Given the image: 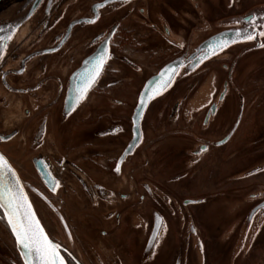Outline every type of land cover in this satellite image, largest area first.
I'll list each match as a JSON object with an SVG mask.
<instances>
[{
	"label": "flooded vegetation",
	"instance_id": "af4514ba",
	"mask_svg": "<svg viewBox=\"0 0 264 264\" xmlns=\"http://www.w3.org/2000/svg\"><path fill=\"white\" fill-rule=\"evenodd\" d=\"M35 2L0 0V151L30 184L31 201L65 263L208 264L191 208L214 202L235 178L264 170L259 160L237 174H216L244 148L264 152L263 137L243 143L237 133L260 105L250 100L264 96L236 91L228 79L242 69L248 74L241 64L263 54L264 44H231L183 79L180 68L149 102L140 142L131 147L146 82L186 54V35L201 20L209 29L194 35L196 46L230 29L214 23L236 14L232 0H40L32 9ZM104 49L100 73L81 96L82 88H72L86 83ZM241 50L247 53L239 59ZM227 98L236 100V110L226 108L230 117L220 120ZM14 245L0 209V264H21Z\"/></svg>",
	"mask_w": 264,
	"mask_h": 264
},
{
	"label": "rangeland",
	"instance_id": "374dc122",
	"mask_svg": "<svg viewBox=\"0 0 264 264\" xmlns=\"http://www.w3.org/2000/svg\"><path fill=\"white\" fill-rule=\"evenodd\" d=\"M261 4H264V0H232L231 8L233 9V13L235 12L236 14L231 16L243 14L250 8ZM248 7L250 8L244 11ZM198 14L200 19L202 18L204 20L203 15L201 13ZM189 19L192 20L193 18L190 17L186 20ZM222 20L215 22L214 27L224 28L230 26L228 23H225V25ZM206 24L207 23L205 21L201 20V23L198 24V26L201 27H193L191 33L186 35L187 54L194 49V46H196L194 45V35L196 34L197 36H204L207 34L206 31L209 29V26ZM246 51L249 52L250 50ZM246 51L242 54L241 50L238 54V58H243V55L247 53ZM241 65V68L248 69L249 72L246 74L242 69V73H240V75H236L232 78L231 85L233 86V89L237 91L238 88H241L245 94H249L250 97L251 93H253L252 96L259 93L260 96H264V53H257L256 55L251 53L248 57V60L244 62V65L243 63ZM185 76L180 75L179 79H183ZM128 94H130L129 97L132 95V93H130L128 90L127 93H124L126 98L128 97ZM248 100H250V98H248ZM250 101H258L260 105H256V109L253 113H250L249 110L248 115L250 118H252V120H248L246 123L242 122L237 133H240L239 137L243 138L244 140L241 142H249L251 144L253 141L258 142L259 137L264 138V103H262L264 100H262L261 97L257 99V96H255ZM227 105H229V107H227ZM232 105L235 109L236 100H234V98H227L226 102L224 103V108L221 110L219 115L220 120L222 117H224L223 119H226L227 116L230 117V113H226V108H231ZM231 114H233L235 117L234 114L236 113L231 111ZM123 124L124 122L122 125ZM123 126H125V124ZM158 132H161V130H158L156 134ZM152 133L148 131L147 135L150 136ZM109 141L111 140H106L107 143ZM249 148V151L247 148H244V153L241 155H235L233 161L229 164L223 163L224 160L220 156L219 159L223 160V162H221V166L219 167L216 174H237L253 167V165H255L259 160H264V152L259 151V149H255L256 147L253 146H250ZM110 150H114V148ZM239 152H242V150ZM247 174L248 177H244V179L241 177L235 178V183L231 185V188L221 190L214 202H206L203 205L191 208L193 209L192 211L197 214L196 216L202 224V239L208 264H213V262H215V264H229V262L230 264H264V223L261 225L260 230H258V232L255 234L251 244L246 250L243 246L247 242V234H245L242 238L241 245L244 250H242L240 247L237 248L240 241L241 226L245 219V215L251 206H249V204H253V202H249L250 199H248V195L254 192H264V170L261 172H257L255 170V173H246L245 176H247ZM25 183L30 185L28 182ZM190 191L195 192V190L192 189ZM202 191L204 192V190ZM204 195L205 194H202L201 196ZM186 196L188 198L192 197L191 194H186ZM35 209L37 211V206H35ZM228 229L231 231L229 234L226 233Z\"/></svg>",
	"mask_w": 264,
	"mask_h": 264
},
{
	"label": "water",
	"instance_id": "95a60500",
	"mask_svg": "<svg viewBox=\"0 0 264 264\" xmlns=\"http://www.w3.org/2000/svg\"><path fill=\"white\" fill-rule=\"evenodd\" d=\"M39 1L40 0H36L32 9H34V7L36 5H38ZM253 17L256 18V20L253 21L254 23H256L258 25L264 24V4L254 6L243 14L231 16L229 18L223 19L222 21L224 22V24L228 23V25H230V29L224 30L218 34L210 36L209 38H207L206 40L201 42L199 45L194 47V49L191 51L190 54L186 53L183 57L178 58L175 61L171 62L170 64L166 65L165 67H163L161 69V71L156 76L150 78L146 82L145 86L143 87L142 91L140 92V95L138 98V104L134 110V115H133L134 127H133V139L131 141V147L137 146L140 142V136H141L140 121H141L143 113H144L146 107L148 106L149 102L153 98H155L157 95L162 93L163 90L166 89V87L172 82V80H173L174 76L176 75V73L178 72V70L180 68L182 69L180 75H183V76L187 75L195 67H197L200 63H202L204 60H206L208 57L218 53L219 51H221L222 49L225 48V47H223L221 49L219 47H216L217 44H220V43L226 41L227 46H229L231 44L247 41V40H243L241 38V35H238V30L241 34H243L245 29L248 31H252V28H251L249 21H252ZM237 21H239V23H237ZM258 30L259 29H257V31ZM254 41L256 42V46L252 47L254 49H256L259 46H262L264 44V40L262 42L259 41V36H257L256 39H254ZM252 48H248V50H252ZM104 52H105V49L103 50L102 55H104ZM166 72L167 73H173V75H172L171 80H169L168 85L164 88H161L160 87L161 81L158 78L162 74H164L163 78L168 79ZM228 79L232 83L231 75L228 76ZM74 85L75 86L72 89L85 87L84 83H78V81H77V84H74ZM226 85H227V83L225 82V86ZM223 94H224V92L221 93V96L218 98V102L215 103L211 107V113H209L206 116L205 122H207L208 119L210 117H212V115L215 113L216 107L222 101ZM141 100H144L143 105H141ZM205 148H206L205 146L202 147L203 150ZM200 153L202 154L203 152H200ZM0 154H2L4 156V158L7 160V158L5 157V155L1 151H0ZM199 156L200 155H198V159L200 158ZM11 167H12V165H11ZM12 169L17 174L19 181H20V186L23 189L24 193L27 195L28 201L31 203L32 209L35 212L37 219L40 221L41 226L43 227L41 219H40L39 215L37 214L35 206L32 203L31 198L29 196V190H32L31 187L29 185H27L20 178L17 171L13 167H12ZM252 172L253 171H250L249 173H252ZM248 197H249L248 199H250L249 202L250 203L253 202V204H249V206L251 205L250 207L247 205L249 207V209L245 215V219H244L243 224H242L241 229H240V241H239V245L237 248L240 247V248H242V250H244V249L246 250L249 247V245L251 244L255 234L258 232V230H260L261 225H263V223H264V192L263 193L254 192V193H251L250 195H248ZM256 197L261 198V199L256 200ZM1 210L4 214V210L3 209H1ZM5 220L7 222L6 217H5ZM9 228H10V226H9ZM10 230H11V228H10ZM44 231H45V229H44ZM11 232H12V230H11ZM45 233H46V231H45ZM245 234H247V240H246L247 242L243 246L244 247V249H243L241 244H242V238L244 237ZM14 246H15L14 247L15 251L19 255L21 264H25V261H24L23 255H22L23 249L20 248L16 244V241H15Z\"/></svg>",
	"mask_w": 264,
	"mask_h": 264
},
{
	"label": "snow or ice",
	"instance_id": "6c2138e0",
	"mask_svg": "<svg viewBox=\"0 0 264 264\" xmlns=\"http://www.w3.org/2000/svg\"><path fill=\"white\" fill-rule=\"evenodd\" d=\"M255 20L256 18L253 17L252 21H249L252 31L245 29L241 34L238 30V35H241L243 40H254L257 36L264 37V24L258 25L253 22ZM257 29L259 30L257 31ZM216 47L221 49L227 47V42L217 44ZM104 60V55L97 58L86 78L85 87L80 90L81 96L86 93L98 77ZM166 74L168 79L163 78L164 74L158 78L161 81V88L168 85L173 75V73L167 72ZM143 104L144 100H141V105ZM2 139H5V137L0 136V140ZM119 170L118 165L116 171L119 172ZM50 182L52 190L55 191L58 181L51 178ZM0 209L4 210V216L12 230L16 244L23 249L22 255L25 264H65V257L61 255L60 251L61 245L51 240L45 233L32 209L31 203L28 201L27 195L20 186L17 174L2 154H0Z\"/></svg>",
	"mask_w": 264,
	"mask_h": 264
}]
</instances>
